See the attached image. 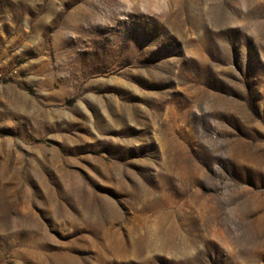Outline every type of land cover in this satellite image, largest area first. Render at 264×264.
Listing matches in <instances>:
<instances>
[{
	"label": "rangeland",
	"instance_id": "obj_1",
	"mask_svg": "<svg viewBox=\"0 0 264 264\" xmlns=\"http://www.w3.org/2000/svg\"><path fill=\"white\" fill-rule=\"evenodd\" d=\"M0 264H264V0H0Z\"/></svg>",
	"mask_w": 264,
	"mask_h": 264
}]
</instances>
